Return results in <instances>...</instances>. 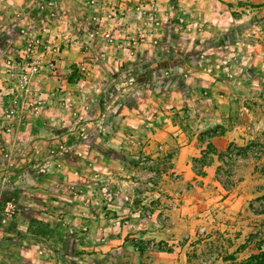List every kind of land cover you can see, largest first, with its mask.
<instances>
[{"label": "rangeland", "instance_id": "rangeland-1", "mask_svg": "<svg viewBox=\"0 0 264 264\" xmlns=\"http://www.w3.org/2000/svg\"><path fill=\"white\" fill-rule=\"evenodd\" d=\"M16 2L23 7H13ZM224 3H0L16 37L14 45H0V70L29 38L41 39L42 26L48 28L46 43L35 53L43 63H53L52 70L31 79L29 91L33 87L36 94L16 97L12 131L17 123L39 121L52 124L51 135L61 134L49 136L57 142L45 157L10 155L1 137L12 132L3 131L0 116V264H224L225 253H236L239 261L253 251L250 245L238 252L245 237L264 223V214L251 211L264 210V130L255 142L229 144L218 155L214 179L223 192V208L219 195L211 196L198 179L213 152L209 144L200 143L203 150L191 159L188 178L172 170L175 146L149 144L169 124L175 138L193 127L198 140L219 132L187 122L191 115L202 116L197 109L174 113L166 108L164 113L158 98L189 85L190 58L202 59L221 43L215 29L231 28L221 40H237L240 48L264 38V19L247 18L249 10L239 6L229 12ZM61 55L69 63L68 77L58 65ZM175 58L184 64H174ZM237 59L234 54L228 64ZM8 86L0 83V114ZM199 94L196 101L202 102L206 96ZM69 133V139L61 138ZM29 178L31 183L47 180L54 189L46 192L44 181L29 187ZM194 194L200 201L193 210H182L183 200Z\"/></svg>", "mask_w": 264, "mask_h": 264}, {"label": "crops", "instance_id": "crops-1", "mask_svg": "<svg viewBox=\"0 0 264 264\" xmlns=\"http://www.w3.org/2000/svg\"><path fill=\"white\" fill-rule=\"evenodd\" d=\"M223 1L225 2V8L229 12H232L235 7L239 6V9L242 7V10H249L246 16L247 18L253 17L256 20L264 19V0H239V3H233L235 0ZM1 2L10 6H12L13 3L15 4V0H0V3ZM74 5L75 4H72L69 8L70 12L71 9L74 8ZM13 7H19V10L23 6L18 2L17 5H13ZM7 11L11 10L7 9ZM14 12L15 11L12 13ZM11 24V21H8L7 18L4 19L0 12V45L3 46V48H5L4 46L7 44L11 46L16 43L14 33L12 35L14 28ZM237 24L238 22L235 25ZM230 29L231 28L223 26V28H217L215 30L220 32L221 38L224 40V33ZM235 29L237 30L238 28L236 27ZM221 38L220 45L209 48L207 53L202 55V59H197V57L190 58L194 59L192 62L194 66H191V69L188 71L187 77L189 79V85L187 87L186 84L184 88L170 89L167 93L160 95L158 98L159 108L163 110L164 113H166V108H174L172 111L174 113H179V110L197 109L202 116L191 115L188 117L187 122L194 124L199 123L197 128L203 125L204 130L215 128L218 129L219 132L209 138L206 137L205 140H198L194 135L196 131H194L193 127L192 132L186 129L185 135L182 134L179 138H175L173 137L174 133L171 134L170 132L171 130L174 131L175 128L173 125L169 124L163 126V130L159 132V138L149 142V144H151V146L156 143L161 144L163 148L175 146L177 154L172 159V170L182 173L185 178L192 176L189 170L190 161L197 157L198 153L203 150L200 143L209 144L213 152L209 154V163L202 168L203 175L198 179L201 180L203 183L202 187L206 188L211 196L214 197L219 195V199H222L219 205L220 208H223V192L214 179L216 169L220 164L218 155L224 152L229 144L243 146L247 143L255 142L260 132L264 130V38L258 37V39H254L252 43H249L243 48L238 46L237 40L223 41ZM234 54H238L240 59H237L235 61L236 64L233 66L228 63H232L230 57L234 56ZM63 57L64 55L59 57L60 61H58V65L62 66L64 71L63 74L68 77L66 69H68L67 66L69 63L66 57ZM184 59L187 61V58ZM174 62V64H177V62L184 64L182 60L178 58H175ZM177 74H179V71ZM0 83L5 86L2 81ZM200 90L206 96L202 102L196 101L202 97L199 94ZM38 122L39 121H36V123H17L14 127V131H12L10 135L1 137L10 155L13 154L20 157L23 154V156L27 155L25 156L26 158H30L37 153L35 156L39 155L40 158L46 156V152L48 148H50L49 146L57 142L53 139L51 141L49 138H56L57 135L60 136L61 134L55 135V133H53V135H51L50 131L47 129L51 128L52 124L49 123L48 125V123H46L44 125ZM158 123H160V121H158ZM167 123L173 122L169 120ZM71 135L72 133L64 134L61 138L69 139ZM28 177H30V174ZM43 181L46 192L54 189L53 186H48V184H46L47 180L44 179L31 183L29 178L28 186L35 189V187H39ZM195 196L196 197L184 199L180 208H182V210H193L195 207L194 203L200 201L198 195ZM187 204L190 205V208L189 206L185 207ZM191 216L192 214L188 215L189 218ZM253 252L254 251L245 255L244 258Z\"/></svg>", "mask_w": 264, "mask_h": 264}, {"label": "built area", "instance_id": "built-area-1", "mask_svg": "<svg viewBox=\"0 0 264 264\" xmlns=\"http://www.w3.org/2000/svg\"><path fill=\"white\" fill-rule=\"evenodd\" d=\"M23 33L24 31H21V34ZM47 34L48 28L45 26L40 27L38 36H40L41 39L32 36V38H29V40L23 44L22 48L17 51L16 59H6L1 62L0 80L3 84L9 85L5 88L7 89L5 96L8 97V100L2 110L3 112L0 114L4 122L3 131L6 134L11 133L13 130L14 119L18 110L15 101L16 97L24 93H31L34 90L32 87L29 91V87L32 86L31 79L39 76L43 70L50 71L53 69V63L51 61L43 63L39 55L35 53L36 47L38 48L46 43L42 38ZM47 49L49 48L46 47L45 50ZM32 103H34V101L27 104L32 105ZM12 209V204L7 203L6 210L12 211Z\"/></svg>", "mask_w": 264, "mask_h": 264}, {"label": "trees", "instance_id": "trees-1", "mask_svg": "<svg viewBox=\"0 0 264 264\" xmlns=\"http://www.w3.org/2000/svg\"><path fill=\"white\" fill-rule=\"evenodd\" d=\"M119 159V158H117ZM251 211L255 214H264V210L252 209ZM261 227L256 228L252 233H249L243 240V243L239 246L241 251L246 246H253V253L246 256L243 260H237L235 253H225L222 257L223 263L227 264H264V223L262 222Z\"/></svg>", "mask_w": 264, "mask_h": 264}]
</instances>
